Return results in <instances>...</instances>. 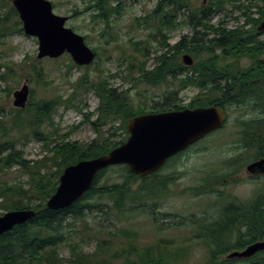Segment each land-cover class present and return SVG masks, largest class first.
<instances>
[{
  "label": "trees",
  "instance_id": "16d2710c",
  "mask_svg": "<svg viewBox=\"0 0 264 264\" xmlns=\"http://www.w3.org/2000/svg\"><path fill=\"white\" fill-rule=\"evenodd\" d=\"M125 1L87 0L85 10L90 11L92 17L101 21L107 28L111 19L123 11L122 6ZM263 1L248 0L244 3L242 0H207L205 4L192 9L189 0H156L147 16L140 18L145 27L151 28L147 39L129 41L136 52L142 56V59L137 63L132 59L126 60L127 55H122L117 59L118 70L116 73H123L122 78L131 82L129 87L113 86L107 78L91 80L86 73H83L74 82L77 85L75 89L88 85V88L98 97L96 119L90 121L97 136L88 143H79L76 140L56 142L54 138H50L56 132L45 133L42 129L44 122L51 119V113L58 104L72 103L73 94H70L68 98L56 95L50 98L35 99L33 89H30L25 108L11 107L13 124L19 128L27 124L31 134L36 139L44 141V148L52 154L33 161L34 164H29V160L23 158L14 149L12 138L3 139L0 142V171L10 169L16 163L29 176L28 188H24L21 182L10 184L0 181V209L32 208L36 212L26 222L15 225L0 235V264L179 263L185 256L183 250L179 248L169 250L168 242L164 240L138 246L135 241L131 240L137 236L135 230L95 228L83 219L89 210L105 211L103 205L111 208L118 216L134 212L135 208H139V206L142 209L145 201L162 195L163 191L168 188V184L175 181L177 177L175 174H164L158 170L140 177L131 172L124 164L113 165L100 170L94 177L91 187L69 207L58 210L48 209L45 207V202L55 191L58 176L64 167L81 159H89L107 153L117 147L128 137L127 119L135 114L149 111L145 104L139 102L134 105L130 98L129 91L138 83L151 86L164 83L169 86L176 81L180 89L190 86L198 89V93L192 96L187 103H181L180 100L174 99L171 90L162 97L161 101L151 105L150 111L152 112L206 105L224 106L222 102L223 60L226 55L238 58V43L241 42L239 37L243 33H258L256 26L264 19ZM228 4L232 5V9H244L243 13L246 14L244 23L249 24L246 30L243 29V24L236 25L233 29L227 28L222 18L216 23L212 22L215 15L221 12L225 15L228 13ZM253 7L258 11L257 17L252 16ZM184 10H188L186 15ZM17 16L18 13L14 6L7 5L3 15H0V31L22 32L21 21L19 19L12 20ZM184 24L190 26V32L182 34L176 42L170 44L168 41L169 32ZM83 37L87 43V35ZM153 43L155 47H152ZM92 50L96 53L95 63L100 59V54L96 47H92ZM184 52L189 53L193 59V63L189 66L185 65L180 57V54ZM151 55L153 66L148 68L147 63ZM39 62L40 60H37L36 63L30 65L32 74L29 78L32 80L35 76L36 82L43 79V69L38 66ZM3 63H0V68H4L0 79L4 81L7 80V77L14 79L17 73L16 65L10 62ZM72 63L74 62L72 61ZM89 66L84 65L83 68L88 69ZM9 90L10 88L7 89V91ZM2 114H4V108L0 106V117ZM84 118H88L86 114ZM114 121H118V124H112L111 127L116 131H122L120 134L123 135L121 139L115 141L112 140V137L118 134L113 132L109 137H103L95 125L113 123ZM0 124H3L1 118ZM48 162H50L49 166L46 167ZM43 163L46 164L43 167H46L47 171L45 173L38 172L37 168H40ZM113 172L115 176L111 177ZM218 185H224L221 176L215 177V181L209 180V182L191 188V190L195 195L225 193L217 188ZM257 192L262 197L258 199L259 213L255 218H249L251 215L248 213L242 216L243 218L239 222H235L234 219H231L233 213L227 211L226 206L223 205L220 206L217 216L202 212L200 216L196 217L198 220L197 223L195 222L196 225L191 224L190 231L193 233L190 236L191 239H200L206 247V264H232V261L224 259L223 255L226 252L233 247H239L238 243L245 244L264 239V209L262 208L264 190ZM22 196L28 199L36 196L39 200L37 204L32 205L28 201L24 202L23 198H20ZM144 211L149 212L148 208H144ZM2 213L0 212V214ZM191 217H195V215L192 214ZM68 218H82L81 233L83 236L95 238L94 252L87 253L83 251L79 241H71L68 242L71 251L69 258L65 259L59 255L56 245L64 240L60 229L63 228L64 221ZM255 219L256 221H254ZM241 224L256 225L257 229L240 234L236 238L238 242L236 245L227 242V238H225L227 226L230 228L232 225ZM231 234L230 232L229 235ZM120 235L124 236L125 240H118L119 244L116 246ZM248 264H264V261Z\"/></svg>",
  "mask_w": 264,
  "mask_h": 264
},
{
  "label": "rangeland",
  "instance_id": "374dc122",
  "mask_svg": "<svg viewBox=\"0 0 264 264\" xmlns=\"http://www.w3.org/2000/svg\"><path fill=\"white\" fill-rule=\"evenodd\" d=\"M49 1L55 14L66 17L65 26L82 36L87 35L88 46L98 49L100 59L95 63H91L89 68L85 69L83 68L84 65L72 63L71 57L66 53L54 58H37L38 41L36 37L29 36L23 31H0V63H14L17 72L14 79L12 77H7L6 81L0 79V106L4 108V114L0 117L3 122V124H0V142L6 138H12L14 149L23 158L29 160V164H34L33 161L44 156H51L52 153L44 148V141L36 139L31 134L27 124L22 128L13 124L11 107H14L12 104L14 90L19 89L26 83L29 92L30 89H33V97L35 99L50 98L56 95L68 98L70 94H73L72 103L58 104L51 113V119L44 122L42 129L45 133L56 132L50 137L54 138L56 142L61 143L69 140H76L79 143L90 142L97 136L96 130L90 121L96 119L98 97L88 88V85L75 89L77 85L74 82L83 73H86L91 80L107 78L113 86L120 88L129 87L131 82L122 78L123 73H116L118 70L117 59L122 55H127L125 59H132L135 63L142 59V56L136 52L129 41L132 39H147L151 28L145 27L140 18L147 16L156 2V0H137L135 2L126 0L122 6L123 11L112 18L110 25L106 28L101 21L92 17L90 11L85 10L87 0ZM206 1L189 0V3L191 8L195 9L197 6L205 4ZM242 1L244 3L248 2V0ZM9 4H12V0H0V15H3ZM227 7L228 13L225 15L221 12L215 15L212 18V22L216 23L222 18L227 28L233 29L237 24H243V29L246 30L245 28L248 24L244 23L246 18V14L243 13L244 9H232L231 4H228ZM252 12L253 17L258 16V11H256L255 7H253ZM187 13L188 10H184V14L186 15ZM13 19H19V17H13ZM189 32V25H179L169 32L168 41L173 44L182 34ZM152 47H155L154 43ZM186 53L184 52L180 55L182 56ZM37 60H40L38 66L43 69V79L40 82H36L35 76L32 80L29 78L30 74H32L30 65L36 63ZM147 65L148 68L153 66L152 55ZM3 71L4 68L1 67L0 74ZM9 88L11 91H7ZM173 89L174 85L171 84L166 86L161 83L158 86H151L145 83H138L136 87L129 91V95L134 105L142 102L149 110V106L159 101L160 98L162 99L167 92ZM197 93L198 89L196 87L190 86L181 89L179 92L180 102L187 103ZM85 114L88 117L87 119L84 118ZM112 124H118V121L95 125L103 137H109L114 132L118 135H114L112 140L121 139L123 137L120 134L122 131H116L111 127ZM227 126L229 128L232 127L229 123ZM227 133L222 130H216V132L210 133L206 138L200 139L187 148L176 158L170 159L168 163L166 162V166L161 169L160 173L172 171L177 177L174 182L168 184V188L163 191L162 195L145 201L146 207L145 205L143 206L146 209L148 208V213L144 211V208L140 209L139 206V208H135L134 212H127L118 216L111 208L103 205L105 211L89 210L83 217L84 221H87L95 228L104 227L105 230H115L116 228L135 230L137 236L131 238V240L135 241L138 246H145L146 244L156 243L158 240H164L168 242L169 250L178 248L183 250L185 256L177 264H206V247L200 239H191L190 236L193 233L190 231V227L191 224L196 225L198 221L196 217L200 216L202 212L217 216L219 214L218 207L222 202L219 200V193L195 195L191 188L207 183L209 180L215 181V177L225 172L223 161L229 152ZM65 134H67L66 137H64ZM49 163L47 166L43 163L40 168H37V171L45 173ZM112 176H115L114 172L111 173ZM28 179L29 176L26 171L21 169L19 164L16 163L10 169L0 171V181L10 184L21 182L24 188H28ZM217 188L225 193L250 195L259 191L260 185L255 182L236 184H227L225 182L224 185H218ZM20 198L32 205L37 204L39 200L36 196H32L30 199L23 196ZM5 211L0 209V212ZM192 214L195 217H191ZM81 219L68 218L64 221L63 228L60 229L64 240L56 245V249L59 255L65 259H68L71 254L68 247V242L71 241H79L83 251L87 253L95 251V238L83 236L81 233L80 229L83 224ZM103 234L105 235V233ZM118 240L124 241L125 238L120 235L116 246L119 244ZM232 264L242 263L232 261Z\"/></svg>",
  "mask_w": 264,
  "mask_h": 264
},
{
  "label": "water",
  "instance_id": "95a60500",
  "mask_svg": "<svg viewBox=\"0 0 264 264\" xmlns=\"http://www.w3.org/2000/svg\"><path fill=\"white\" fill-rule=\"evenodd\" d=\"M25 34L38 41L37 58L58 57L68 53L77 65H89L95 52L84 37L65 26L66 17L52 11L49 0H12ZM264 30V19L258 25ZM186 65L193 62L183 54ZM29 90L25 83L13 92V106L24 108ZM226 115L222 106L207 105L194 108L136 114L127 119V139L107 153L81 159L63 168L55 191L46 200L48 209H64L87 191L96 174L109 166L124 164L134 174L144 177L157 171L165 161L198 141L211 131L222 127ZM259 161L257 165H261ZM30 208L7 210L0 215V235L35 215ZM264 249V239L256 240L241 251H231L229 257H249Z\"/></svg>",
  "mask_w": 264,
  "mask_h": 264
},
{
  "label": "flooded vegetation",
  "instance_id": "af4514ba",
  "mask_svg": "<svg viewBox=\"0 0 264 264\" xmlns=\"http://www.w3.org/2000/svg\"><path fill=\"white\" fill-rule=\"evenodd\" d=\"M259 23L256 26L258 33L245 32L239 37L241 42L238 43V58L226 55L223 60L222 102L226 119L223 127L217 129V131L228 132L229 152L223 161L225 172L219 175L222 181L227 182V184L255 182L259 183L260 190H264V163L257 165L259 161L264 160V30H258ZM242 46L243 48H241ZM173 85L174 89L171 93H173L174 99L180 100L179 92L181 89L178 82L175 81ZM176 92L177 94H175ZM161 100L160 98L159 101ZM149 108L148 112H152L150 111L151 106ZM228 123L234 128H229ZM211 132H216V130ZM185 150L167 159L165 164L158 170L161 172V169L166 166L170 159L176 158ZM162 173L175 174L172 171ZM218 196H220L219 200L222 202L218 208L223 205L226 206L227 211L233 213L231 219H234L235 222H239L245 214L250 213L249 218H255L256 214L259 213L257 202L262 196L258 192L250 195L225 193ZM262 208L264 209V205ZM227 227L225 238H227V242L234 245L238 243L236 238L240 234L257 229L256 225L250 224ZM230 232L231 235H229ZM253 242L238 243L239 247H233L226 252L223 255L224 259L242 264L264 261V249L256 251L249 257L230 258L228 256L231 251H241Z\"/></svg>",
  "mask_w": 264,
  "mask_h": 264
}]
</instances>
